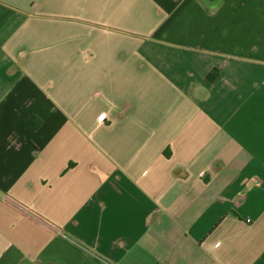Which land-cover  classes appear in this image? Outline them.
<instances>
[{"label":"crops","instance_id":"crops-1","mask_svg":"<svg viewBox=\"0 0 264 264\" xmlns=\"http://www.w3.org/2000/svg\"><path fill=\"white\" fill-rule=\"evenodd\" d=\"M0 264H264V0H0Z\"/></svg>","mask_w":264,"mask_h":264},{"label":"trees","instance_id":"trees-1","mask_svg":"<svg viewBox=\"0 0 264 264\" xmlns=\"http://www.w3.org/2000/svg\"><path fill=\"white\" fill-rule=\"evenodd\" d=\"M215 76H217V73L214 74L213 70H211V71L208 72V74H207V79H208V80H213V79L215 78ZM30 122H31V120H30Z\"/></svg>","mask_w":264,"mask_h":264},{"label":"built area","instance_id":"built-area-1","mask_svg":"<svg viewBox=\"0 0 264 264\" xmlns=\"http://www.w3.org/2000/svg\"><path fill=\"white\" fill-rule=\"evenodd\" d=\"M103 115H100V117H102Z\"/></svg>","mask_w":264,"mask_h":264}]
</instances>
